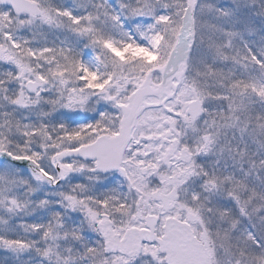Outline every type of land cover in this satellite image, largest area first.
Returning <instances> with one entry per match:
<instances>
[{"label":"snow or ice","instance_id":"snow-or-ice-1","mask_svg":"<svg viewBox=\"0 0 264 264\" xmlns=\"http://www.w3.org/2000/svg\"><path fill=\"white\" fill-rule=\"evenodd\" d=\"M0 264H264V0H0Z\"/></svg>","mask_w":264,"mask_h":264}]
</instances>
